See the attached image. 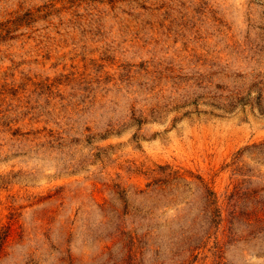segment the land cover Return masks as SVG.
Listing matches in <instances>:
<instances>
[{
	"label": "rangeland",
	"instance_id": "374dc122",
	"mask_svg": "<svg viewBox=\"0 0 264 264\" xmlns=\"http://www.w3.org/2000/svg\"><path fill=\"white\" fill-rule=\"evenodd\" d=\"M0 264H264V0H0Z\"/></svg>",
	"mask_w": 264,
	"mask_h": 264
}]
</instances>
